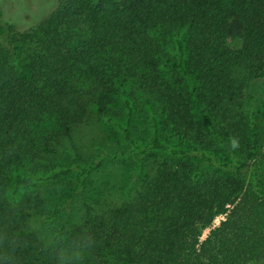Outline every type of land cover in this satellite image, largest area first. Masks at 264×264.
<instances>
[{"label": "trees", "instance_id": "trees-1", "mask_svg": "<svg viewBox=\"0 0 264 264\" xmlns=\"http://www.w3.org/2000/svg\"><path fill=\"white\" fill-rule=\"evenodd\" d=\"M54 2L35 26L19 30L34 13L23 0H0V264H258L264 90L258 98L246 92L264 80V0ZM168 45L176 57L166 54ZM169 71L181 75L183 86ZM139 89L161 107L144 143L130 127ZM120 95L125 124L113 120ZM93 122L119 127L140 170L154 153L190 160L191 167L146 173L132 198L102 212L85 204L79 224L62 222L40 243L24 229L26 208L43 200L13 205L5 179L14 165L46 172L17 176L16 184L62 185L64 203L46 218L58 216L90 175L118 156L98 139V158L82 165L73 142L66 147L75 166L52 164L63 141ZM165 130L184 145L164 138ZM75 169L77 178L66 179Z\"/></svg>", "mask_w": 264, "mask_h": 264}, {"label": "rangeland", "instance_id": "rangeland-1", "mask_svg": "<svg viewBox=\"0 0 264 264\" xmlns=\"http://www.w3.org/2000/svg\"><path fill=\"white\" fill-rule=\"evenodd\" d=\"M6 1L7 3H16L17 0ZM23 1L28 5L27 10L34 13V17L31 16L30 19L26 21L21 20L17 25L19 30H26V28L29 29L35 26L37 19L56 5L54 0ZM166 52L169 57L174 58L177 56L172 45L167 46ZM167 77H169L177 87L183 86L181 75L178 72L169 71ZM263 90L264 80H258L248 89L246 95H254L255 98H258ZM129 91H131L130 87L127 88L126 92L129 93ZM117 98V102L114 105V111L116 113L114 114L113 120L118 124H125L127 120V110L123 106L124 96L120 95ZM133 102L135 115L132 126L130 127L137 142L144 143L152 136V130L150 128L151 116L152 114L159 116L161 107L152 96L140 89L136 90ZM113 124L105 125L103 122L102 124L101 122L83 124L76 129L75 133H73V137L63 141L62 147H60L59 150V156L52 160V164L55 166H75L72 159V152L67 150L66 147V145L69 143L73 144V142L77 153L81 156L78 163L82 165L87 159V162H89L98 158L100 147L96 144L99 143V140H101L102 146L110 148V152L118 151V156L104 161L99 170L94 171L90 175L87 188L76 196L72 206L68 209L61 210L58 216L50 219L46 218L51 214L54 207L64 203L63 194L59 192L62 185L48 186L49 184H46V182H36L32 185L24 184L17 186L15 180L17 176H20L22 179H27L37 173L38 175H47V173L44 171L36 172L38 170L28 166L14 165L11 167L5 179V195L7 200L13 205H19L28 198H33L35 200V197H37L43 200V203H40L39 206H35L38 202L31 201L29 209L26 208L31 214L27 219V224L24 229L25 233L36 235L40 243H48L55 229L60 226L62 222L68 225L74 223L79 224L85 212V204L93 207L96 212H102L112 206L120 204L124 200L132 198L140 188L141 181L145 179L146 173L153 175L170 166L173 169H178L180 167H186L187 169L191 167L190 160L154 153L145 161L144 169L140 170L138 166L128 158V155L133 153V150H131L133 148L127 147L119 127ZM104 127H107V129L104 130ZM165 132L166 133H163L164 138L174 144L184 145L185 139L182 136L175 135L166 130ZM104 138H108L107 142H105ZM195 142L200 144L201 140L198 139L195 140ZM192 143H194V141ZM78 172L79 169H75L66 179H76ZM67 182V180L63 181L64 186ZM223 217L224 216L221 214L216 216L212 226L218 225ZM210 228L211 227H207L203 230L200 236L201 239H204L205 236L209 234ZM258 264H264V259Z\"/></svg>", "mask_w": 264, "mask_h": 264}]
</instances>
